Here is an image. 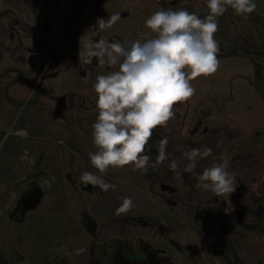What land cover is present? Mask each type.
I'll return each instance as SVG.
<instances>
[{
	"label": "rangeland",
	"instance_id": "obj_1",
	"mask_svg": "<svg viewBox=\"0 0 264 264\" xmlns=\"http://www.w3.org/2000/svg\"><path fill=\"white\" fill-rule=\"evenodd\" d=\"M182 8L209 13L207 0H0L1 98L5 84L20 88L15 119L29 129L0 156V264H118L117 245L127 253L119 264H264V16L228 7L217 18V53L240 49L217 55L218 70L193 79L195 94L153 129L145 154L155 161L166 138L162 164L101 174L89 158L96 77L118 66L87 63L84 43H143L155 37L151 14ZM114 13L120 20L99 31L97 19ZM205 147L211 155L184 172L183 153ZM222 157L236 191L217 197L196 185ZM84 172L115 187L84 184ZM125 197L133 208L117 215Z\"/></svg>",
	"mask_w": 264,
	"mask_h": 264
},
{
	"label": "clouds",
	"instance_id": "obj_2",
	"mask_svg": "<svg viewBox=\"0 0 264 264\" xmlns=\"http://www.w3.org/2000/svg\"><path fill=\"white\" fill-rule=\"evenodd\" d=\"M228 7L247 19L257 6L254 0H207L209 13L203 18L183 8L160 9L145 20V27L155 34L152 39L143 43L139 40L84 43L87 63L95 57L101 64L118 66L117 71L98 75L94 84L98 114L92 125V137L98 151L90 153L89 158L101 174L110 167L127 165L147 171L168 158L164 151L166 138L160 142L155 161L145 154L146 146L153 129L166 126L173 117L174 104L195 94L191 81L218 70L219 45L214 36L218 31L217 18L223 16ZM120 18L119 13L107 19L98 18L96 28L99 31L110 29ZM211 153L207 147L185 151L183 156L187 162L183 171L194 172L197 161ZM169 167L175 171L177 162L173 160ZM198 179L197 188L211 191L217 197L236 191L235 176L229 171L227 157L206 167ZM80 180L99 186L105 192L115 187L91 172L82 173ZM132 208V199L125 197L116 214L127 213Z\"/></svg>",
	"mask_w": 264,
	"mask_h": 264
},
{
	"label": "crops",
	"instance_id": "obj_3",
	"mask_svg": "<svg viewBox=\"0 0 264 264\" xmlns=\"http://www.w3.org/2000/svg\"><path fill=\"white\" fill-rule=\"evenodd\" d=\"M256 3V12L257 14L264 16V0H254ZM3 89V99L1 98V91H0V156L3 154L4 150L9 143V140L12 138L11 136L17 135V131L21 136H29L28 128H17V119H15V113L17 112L18 105H22L21 103V90L19 87H9L6 84L4 85ZM14 88H16L14 90ZM5 98V100H4ZM14 114V117L8 116L7 113ZM27 130V131H26ZM22 132L26 134L23 135ZM34 138H41L39 136H35ZM17 206L14 207L12 211L13 214L17 213ZM20 212V211H19Z\"/></svg>",
	"mask_w": 264,
	"mask_h": 264
},
{
	"label": "flooded vegetation",
	"instance_id": "obj_4",
	"mask_svg": "<svg viewBox=\"0 0 264 264\" xmlns=\"http://www.w3.org/2000/svg\"><path fill=\"white\" fill-rule=\"evenodd\" d=\"M153 141H154V143L157 141L156 139H155V137L153 136V139H152ZM114 248V245H113V247L111 248V249H109V250H112ZM116 260L118 261V264L120 263V261H124V259L125 258H123V254H124V252L126 253V251H122L120 248H119V246L117 245L116 246ZM106 252V251H105ZM103 254V253H102ZM102 254H98V255H102ZM127 254V253H126ZM128 256V255H127ZM129 257V256H128ZM128 259H131V260H134L133 258H128ZM95 264H101V262L100 261H98L97 263H96V261H95ZM137 264H141V262H138Z\"/></svg>",
	"mask_w": 264,
	"mask_h": 264
},
{
	"label": "water",
	"instance_id": "obj_5",
	"mask_svg": "<svg viewBox=\"0 0 264 264\" xmlns=\"http://www.w3.org/2000/svg\"><path fill=\"white\" fill-rule=\"evenodd\" d=\"M159 1H160V2H163V0H159ZM238 49H240V47L235 46V47H233V48L231 49V51H230L227 55H220V54H218V53H217V55H218V56H230V55H232V54L234 53V51H236V50H238ZM246 51H247L248 58L250 59V61H252V62H253L255 65H257V66H260V65H258L256 62H254V61L252 60L249 49H246Z\"/></svg>",
	"mask_w": 264,
	"mask_h": 264
},
{
	"label": "bare ground",
	"instance_id": "obj_6",
	"mask_svg": "<svg viewBox=\"0 0 264 264\" xmlns=\"http://www.w3.org/2000/svg\"><path fill=\"white\" fill-rule=\"evenodd\" d=\"M23 135H25L26 133L25 132H22Z\"/></svg>",
	"mask_w": 264,
	"mask_h": 264
}]
</instances>
